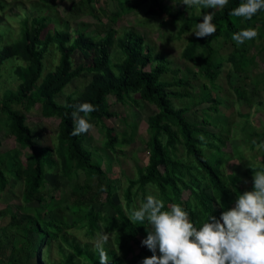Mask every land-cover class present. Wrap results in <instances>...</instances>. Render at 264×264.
<instances>
[{
	"label": "trees",
	"instance_id": "1",
	"mask_svg": "<svg viewBox=\"0 0 264 264\" xmlns=\"http://www.w3.org/2000/svg\"><path fill=\"white\" fill-rule=\"evenodd\" d=\"M38 1L45 5L50 2ZM99 1L79 0L71 6V11L76 15L95 16L93 6ZM111 1L117 11L111 13L109 24L100 23L95 36L83 31L70 33L54 29L46 32L50 20L39 16L19 22L20 36L14 41L4 40L0 32V78L3 68L16 61L12 72L19 82L13 92L7 91L0 99V126L17 145L5 153L0 152V192L11 180L17 182L22 204L17 210H11L10 206L0 210V219L8 218L7 224L0 227V264H100L99 251L92 242L104 233L110 234L104 244L107 264H142L148 256L142 258L134 246L138 237L147 238L150 226L146 221L142 224L129 218L134 209L146 202L148 187L155 189V197L164 202L165 210L171 204H181L197 226L211 215L219 218L222 212L234 206L238 195L243 194L240 178L234 174L223 177L221 167L225 154L221 148L224 141L204 129L212 126L208 112L218 113L220 101L205 86L198 95L192 96L186 90L173 91V87L190 88L188 78L178 77L179 71L170 69L163 58L156 59L158 63L153 66V53L136 31L124 30L118 34L113 28L122 16L135 11L143 2H149L148 16H164L170 23L179 24V36L194 31L203 16L173 11L159 0ZM243 2L245 0H229L224 8L212 12L217 32L206 38L193 34L182 56L196 65L199 76L210 85L219 77L224 64H229L242 83L250 80L252 92L257 96L259 91L264 93V73L251 79L249 71L255 61L249 56V50L257 38L262 41L260 49L264 50V10L251 20L229 15ZM3 8L0 2V10ZM246 28L257 29L259 35L244 44L233 41L232 35ZM102 34L104 36L100 37ZM219 39L222 43L218 47L228 44L232 48L225 58L213 47ZM114 45L120 54L118 62H113L110 55ZM51 46L59 54L58 64L44 74L43 60ZM75 53L83 61L74 64ZM169 74L173 76L172 82L162 79ZM85 75L90 80L80 93L66 96L62 104L55 101L72 81ZM232 89L237 100L247 107L253 105L244 85L239 83ZM184 98L190 100L191 107L209 104L201 113V122L196 121V114L192 119L187 117L189 108L174 107L172 99ZM139 102L154 106L157 112L147 119L148 162L137 171L135 179L127 181L122 205L119 179H111L108 173L110 161L108 167L103 168V161H95L93 153L85 147V137L71 135V113L77 105H95L97 110L90 113L89 120H94L104 130V148L117 154L116 145L131 143L135 125L131 126L129 140L119 142L115 129L106 126L105 121L116 116L111 111L113 104L129 103L137 107ZM37 104L43 118L59 121L54 148L39 146L26 124L25 113L15 108L28 112ZM247 142L251 149L264 143V128L247 135ZM179 146L184 149V157L178 155ZM202 148L214 151L215 157L208 158ZM260 171H264L262 166L247 167L244 175ZM48 175H59L74 185L56 196L58 187L46 189ZM80 175L83 176L81 183L77 181ZM183 192L188 193L186 198ZM137 197L139 202L133 205ZM34 204L35 207H28ZM53 251L58 257L56 261L51 259Z\"/></svg>",
	"mask_w": 264,
	"mask_h": 264
},
{
	"label": "rangeland",
	"instance_id": "2",
	"mask_svg": "<svg viewBox=\"0 0 264 264\" xmlns=\"http://www.w3.org/2000/svg\"><path fill=\"white\" fill-rule=\"evenodd\" d=\"M78 1L50 0L45 5L39 3L38 0H0L4 6L3 10H0V32H3L5 36L4 40L14 41L20 36L19 22L23 19L39 16L47 17L50 20L46 32H53L54 29L68 31L70 33L83 31L90 36H95V30L100 26V23L109 24L111 13L117 11V6L113 1L100 0L98 4L93 6L95 16L88 13L76 15L72 13L71 6ZM159 1L171 6L173 11L182 10L199 16H204L205 14H210L220 9H210L195 5L188 7L183 4L182 0ZM148 6L149 2H143L138 9L122 16L113 28L118 31V34L124 30L136 31L145 39V46L150 48L153 53L155 58L153 66L158 63L156 59L163 58L166 60L170 69H177L179 71L178 77L186 76L188 78L191 85L190 88L173 87V91L183 92L186 90L192 96L198 95L201 87L205 86L207 90L214 94L215 99L220 101L218 113L208 112L212 120V126L207 125L204 129L208 132L216 133L224 141V146L221 148V151L225 154L222 158L223 166L221 167L223 177L225 178L226 174H234L241 179L240 187L243 193L253 191L252 183L254 175L249 174L246 176L244 175V171L247 167L262 166L264 168V148H258L256 146L254 149H251L247 142V135L253 131L261 132L264 128V93L259 91V94L254 96L252 92L253 85L250 80L242 83L243 80L231 71V66L227 63L224 64L219 77L213 85L203 80L198 74L196 65L185 61L182 56L188 39L193 36L194 31L179 36V24L170 23L169 20H165L164 16L160 18L148 16L146 14ZM102 36L104 34L100 35V37ZM221 43L222 40L219 39L213 43V47L221 57L225 58L231 52L232 48L228 44L218 47V44ZM261 46L262 41L257 38L255 39L253 47L249 50V56H253L255 61L249 71L251 79L264 73V50L260 49ZM110 55L113 62L120 60V54L115 45L110 49ZM58 59L59 54L55 50V47H49L43 60V73L52 71L58 64ZM78 61L83 60L78 53H75L73 63L76 64ZM15 65L16 61L9 63L1 72L0 99L7 91L13 92L19 83L12 72ZM164 78L170 82L174 80L171 74L162 77V79ZM89 80L90 77L85 75L72 81L61 94L56 96L55 101L58 104H62L66 96L73 93H80ZM239 83L245 86L253 103L251 107H247L241 101L237 100L232 87L237 86ZM172 103L177 109L189 108L187 117L192 119L194 114H196L197 122H201L203 116L201 113L209 105L203 104L201 106L191 107V102L187 98L182 100L172 99ZM15 108L25 113L27 118L26 124L32 129L39 146L51 148L56 146L58 119L43 118L38 104L28 112H24L21 107ZM111 111L116 116L109 121H105V125L115 129L116 138L119 142L123 141V139L129 140L128 136L131 133V126L135 125L131 143L121 146L116 145L115 150L117 154L114 152L110 153L109 151L113 150L104 148L105 138L102 132L104 130L102 128L100 129L94 120H89L94 127L88 133L80 135L85 137L86 141L84 145L93 153L94 160L103 161V168L106 169L110 161L108 173L111 179H119V202L124 205L123 191L128 185L127 181L135 179L137 177V171L145 167L148 162V150L146 147L148 140L147 119L150 115L155 114L157 110L152 105L139 102L137 107L129 103L125 105L119 103L113 104ZM245 115H249L248 118ZM215 124L216 126H214ZM0 139L2 142V146L0 147L1 153L17 147L13 138L7 135L5 128L2 126H0ZM216 145H219V143L216 142ZM202 149L208 158L210 156L215 157L213 155L214 151L205 148ZM178 155L179 157H184V149L181 146L178 148ZM47 180L46 189L54 186L58 187V190L55 192L56 196L63 194L74 185V182L68 183L59 175L56 177L48 175ZM77 181L81 183L83 176L80 175ZM155 192V189L151 187L146 189L148 195L155 196ZM19 195L20 185L11 180L10 185L3 192H0V210L7 206H10L11 210H17L18 207H22ZM187 195V192H183L184 198ZM138 202L139 197L135 199L133 205L138 204ZM35 205H29L28 207H35ZM233 207H235V204ZM19 214L21 215L22 213ZM7 222L8 218L0 219V227H3ZM97 240L92 243L96 245ZM142 240L144 238H137V245L134 246V249L137 253L139 249L142 258L146 256L151 257L153 253L146 246H142ZM157 255H159L158 250ZM57 258L56 252H51V259L56 261Z\"/></svg>",
	"mask_w": 264,
	"mask_h": 264
},
{
	"label": "clouds",
	"instance_id": "3",
	"mask_svg": "<svg viewBox=\"0 0 264 264\" xmlns=\"http://www.w3.org/2000/svg\"><path fill=\"white\" fill-rule=\"evenodd\" d=\"M182 2L188 7L217 9L224 8L229 0ZM262 10L264 0H245L229 15L251 20ZM213 19L214 13L203 16L194 30L197 38L213 36L217 32ZM258 35L257 29L246 28L234 33L232 39L237 44H244ZM96 110L91 103L75 106L71 113V135L88 133L94 127L89 121L90 113ZM257 147L264 148V143ZM253 186V191L238 195L235 207L222 212L219 218L211 215L201 226L192 222L190 213L181 204H171L165 210L164 202L149 194L146 202L134 209L129 218L142 224L146 221L150 226L147 238L141 243L153 255L145 258L142 264H264V171L254 174ZM109 238L110 234L104 233L96 242L100 264H107L104 244Z\"/></svg>",
	"mask_w": 264,
	"mask_h": 264
}]
</instances>
